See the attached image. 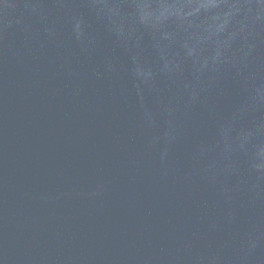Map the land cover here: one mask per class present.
Wrapping results in <instances>:
<instances>
[{"label": "water", "instance_id": "obj_1", "mask_svg": "<svg viewBox=\"0 0 264 264\" xmlns=\"http://www.w3.org/2000/svg\"><path fill=\"white\" fill-rule=\"evenodd\" d=\"M0 264H264V0H0Z\"/></svg>", "mask_w": 264, "mask_h": 264}]
</instances>
